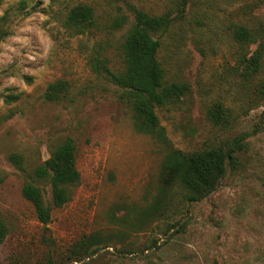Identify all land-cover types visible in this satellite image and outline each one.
I'll return each instance as SVG.
<instances>
[{"label": "rangeland", "instance_id": "obj_1", "mask_svg": "<svg viewBox=\"0 0 264 264\" xmlns=\"http://www.w3.org/2000/svg\"><path fill=\"white\" fill-rule=\"evenodd\" d=\"M80 3L95 16L76 27L68 16ZM137 10L171 18L155 34L158 58L166 86L187 85L156 106L163 137L137 129L126 90L105 69H125L122 44ZM236 24L264 28V5L0 0V213L9 227L0 264H264V99L238 65L247 47L234 38ZM56 82L62 89L51 97ZM219 106L222 117L212 114ZM245 132L240 167L215 191L185 201L177 177L171 203H160L172 161L183 171L190 154ZM68 137L81 181L44 225L22 188L33 181L53 206L51 185L34 172ZM88 236L96 240L86 255L79 242Z\"/></svg>", "mask_w": 264, "mask_h": 264}, {"label": "trees", "instance_id": "obj_2", "mask_svg": "<svg viewBox=\"0 0 264 264\" xmlns=\"http://www.w3.org/2000/svg\"><path fill=\"white\" fill-rule=\"evenodd\" d=\"M255 1L264 5V0ZM94 16L92 5L80 3L71 9L68 20L76 27H80L91 24ZM170 21L171 18L167 14L152 15L137 10L136 22L122 44L125 69L115 72L108 66L105 67L110 79L126 90L134 110L137 129L156 133L161 137L165 136V132L156 106L164 105L175 97L178 98L187 89V85L179 82L169 86L164 83L165 72L158 58L161 42L155 34L167 29ZM232 29L240 47H247V51L238 58V65L242 67L241 73L246 79L254 81V91L264 99V28L236 24ZM254 43L258 44L257 49L249 55V46ZM60 85L61 82L51 84L50 89L53 91L48 95L56 96V90ZM59 89L61 90L62 86ZM215 110L212 114L222 117L223 108L219 106ZM250 134V132L241 133L226 143L190 154L187 158V167L183 171L178 161H172L167 167L164 182L167 186L162 191L165 197L159 200L160 203H171L167 195L174 193L171 191L173 188L171 182L177 177L187 189L184 194L185 201L194 202L215 191L228 169L240 167L239 154L247 149L248 143L245 139ZM76 149L73 138L68 137L53 149L49 159L35 169L36 178L47 181L52 187L53 206L47 202L45 190L33 181H26L22 188L23 196L32 203L38 220L44 225L51 222L53 207H60L70 201L73 197V188L81 181ZM13 158L16 159V155ZM8 233V224L0 213V243L5 240ZM93 240H96V236H88L87 239L83 238L79 242L84 244L86 255L91 252ZM45 264H54L53 259L49 258Z\"/></svg>", "mask_w": 264, "mask_h": 264}]
</instances>
